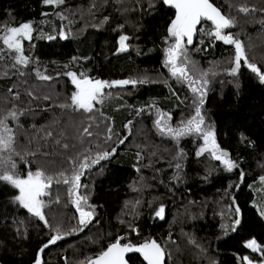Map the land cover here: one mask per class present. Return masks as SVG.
<instances>
[{
	"label": "trees",
	"instance_id": "1",
	"mask_svg": "<svg viewBox=\"0 0 264 264\" xmlns=\"http://www.w3.org/2000/svg\"><path fill=\"white\" fill-rule=\"evenodd\" d=\"M210 2L234 21L223 34L239 40L248 63L264 74V0ZM173 14L162 0H0V37L25 21L32 37L22 40L26 65L0 39V120L14 137V152L3 155H11L22 177L39 170L54 178L42 197L44 220L15 200L18 189L0 181V264H89L117 240L136 246L155 240L164 264L264 261V82L245 58L229 73L235 45L209 35L214 25L202 20L193 43H185L187 62L177 61L204 95L193 93L166 63L175 43L168 33ZM68 73L136 83L105 86L85 112L71 105ZM197 107L201 133L161 131L182 127ZM209 130L218 149L209 145L197 155ZM213 151L227 156L217 160ZM224 159L235 166L229 170ZM76 172L81 186L70 194L72 184L63 179ZM77 194L87 198L81 208L93 213L86 224ZM161 207L163 218L156 215ZM248 240L260 250L247 249ZM125 258L143 264L139 253Z\"/></svg>",
	"mask_w": 264,
	"mask_h": 264
},
{
	"label": "snow or ice",
	"instance_id": "2",
	"mask_svg": "<svg viewBox=\"0 0 264 264\" xmlns=\"http://www.w3.org/2000/svg\"><path fill=\"white\" fill-rule=\"evenodd\" d=\"M62 0H45V3H61ZM166 4L171 5L175 9V18L171 21V24L168 28V33L170 37L175 38V43L167 50V60L166 63L171 65V72L173 76L181 77L189 81L191 90L193 93L199 92L201 97L204 93L199 87L195 85L198 81L193 80L186 69L185 66H177V61L181 56L184 57L182 63L187 62V55L185 49L186 44L193 43V36L197 31V25L201 23L202 20L211 21L214 25V32L209 33L217 40L223 41L225 44H234L235 45V64L236 67L232 69V74H235L239 67L242 58H245L244 49L242 43L239 40L234 39L231 34H223V30L228 29L234 25L233 19L226 17L222 12L210 2V0H164ZM241 12H248L249 9L242 7L239 9ZM63 38V33H61ZM31 25L29 23L21 24L18 27H11L6 30V34L0 39L3 40V44L7 46L9 50H13L18 55L16 56V63L21 65H26L28 63V57L23 54L22 40L28 39L31 40ZM54 37H49L53 39ZM127 37H120V50H124L125 40ZM245 63L251 71L260 74V70L251 63H248L245 58ZM72 78V83L76 86V91L71 95V105L75 106L77 109H81L85 112H91L94 107V102L99 103V97L102 95V89L105 86L113 85H124V84H135L136 81H113L109 84L106 81L96 80L93 81L88 78L77 79L75 73H68ZM40 79L48 80L51 79L49 76L40 75ZM260 79L264 82V74H260ZM203 84L206 85L207 81L204 80ZM200 103H203V99L200 100ZM13 116L15 114L13 113ZM156 124L158 127L161 126V121L157 120ZM204 124L203 117L201 116L199 107L196 108V114L186 124L182 122V127L178 129H173L171 127H161V131H165L173 134L175 137H179L186 133L202 132V125ZM84 132L88 135L91 133L87 128L84 129ZM203 139L205 147H202L197 155L203 154L207 150V146L211 145L213 149H218L214 139V133L209 130L203 132ZM122 142V141H121ZM13 144L14 137L11 133V129L7 127L3 120H0V181H6L14 188L19 190V195L15 197V200L23 206L28 212L39 217L41 220H44L42 209L45 207L42 197L49 195L47 189H49L53 182V177L46 176L43 171H29L26 177H22L21 174L16 170L17 166L15 161L11 159V155L5 157L3 153H13ZM67 147V145H65ZM213 156L220 160L222 157H226L227 153L220 152L217 154L216 151H213ZM109 154L104 153L100 159L107 157ZM98 161H93L96 163ZM224 163L227 165L229 170L235 165L232 161L224 159ZM81 168H87L89 165L87 163L81 164ZM179 167V165H177ZM80 172H76L71 177V180L65 178L63 179L64 184H72V188L69 190L70 194H75V190L78 189L81 185L79 183L81 178ZM63 176V173H60ZM261 180L264 181V177H261ZM60 181H57L59 183ZM87 198L79 196L75 200L77 210L80 212V223L86 224L91 219L93 213L89 211H84L80 203L81 201L86 202ZM58 202V201H57ZM163 207L159 209L156 213L157 216L163 218ZM237 211H239L237 209ZM47 223V221H45ZM239 223V220L236 221ZM59 235L54 236L49 243H55L56 240L60 239ZM247 247L252 248L254 251L260 250V246L257 245L255 240L249 241L246 245ZM44 247H47L45 245ZM43 251V249H41ZM140 253L143 256V260L147 264H164V250L155 240L145 241L139 246L133 245L131 243L122 244L120 240H117L115 243L110 244L107 249L99 254V256L89 261V264H128V260L125 258L127 253ZM245 260L248 258L245 257ZM36 264H40V261L37 260ZM251 264V261H249Z\"/></svg>",
	"mask_w": 264,
	"mask_h": 264
},
{
	"label": "rangeland",
	"instance_id": "3",
	"mask_svg": "<svg viewBox=\"0 0 264 264\" xmlns=\"http://www.w3.org/2000/svg\"><path fill=\"white\" fill-rule=\"evenodd\" d=\"M24 23H29V24H30L29 21H25V22L20 23L19 25L13 26V27H18V26H20L21 24H24ZM8 28H11V27L7 26V29H8ZM7 29H6V30H7ZM6 30L2 33V35H3V34H4V35L6 34ZM235 52H236V51H235ZM241 61H242V59H241ZM234 67H236L235 59H234L232 65H231V67L229 68L228 72L232 74V69H233ZM77 79H78V78H77ZM71 81H72V79H71ZM72 85H73L74 91H76V86H75L73 83H72ZM74 91H73V92H74ZM22 207H23V206H22ZM23 208H24V207H23ZM26 210H27V209H26ZM249 241H252V240H248V241L246 242V245H247V243H248ZM248 248L251 249V250H253V249L250 248V247H248ZM257 251H258V250H256L255 252H257ZM246 264H249V261H247ZM251 264H256V263H252V262H251ZM258 264H264V261L261 262V263H258Z\"/></svg>",
	"mask_w": 264,
	"mask_h": 264
},
{
	"label": "water",
	"instance_id": "4",
	"mask_svg": "<svg viewBox=\"0 0 264 264\" xmlns=\"http://www.w3.org/2000/svg\"><path fill=\"white\" fill-rule=\"evenodd\" d=\"M162 1H163V3H164L166 6L170 7L171 9H173V12H174V14H173V18H172V20H173V19L175 18V9H174L171 5L166 4V3L164 2V0H162ZM197 26H198V25H197ZM214 30H215V29H214ZM108 246H109V245H108ZM108 246H107V247H108ZM107 247L104 249V251L107 249ZM139 254H140V253H139ZM140 256L142 257V260H143V256H142L141 254H140ZM97 257H98V256H97ZM97 257H96V258H97ZM96 258H95V259H96ZM143 264H147V262L143 260Z\"/></svg>",
	"mask_w": 264,
	"mask_h": 264
},
{
	"label": "crops",
	"instance_id": "5",
	"mask_svg": "<svg viewBox=\"0 0 264 264\" xmlns=\"http://www.w3.org/2000/svg\"><path fill=\"white\" fill-rule=\"evenodd\" d=\"M244 245H245V247H246L247 249H249V248L246 246V242H245V244H244ZM249 250H251V249H249ZM251 251H254V250H251Z\"/></svg>",
	"mask_w": 264,
	"mask_h": 264
}]
</instances>
